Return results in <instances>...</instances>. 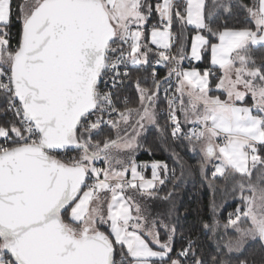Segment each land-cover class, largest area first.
I'll return each instance as SVG.
<instances>
[{
	"label": "snow or ice",
	"instance_id": "obj_1",
	"mask_svg": "<svg viewBox=\"0 0 264 264\" xmlns=\"http://www.w3.org/2000/svg\"><path fill=\"white\" fill-rule=\"evenodd\" d=\"M218 6V0H212L211 8L206 0H185L181 11L174 0H162L155 11L161 22L167 23L163 30L152 28L151 44L164 49L158 52L157 64L177 59L165 54L170 47L174 8L178 20L198 30L192 37L193 59L199 61L201 49L209 44L200 30L206 29L218 38V43H211V64L224 73L216 88L224 89L227 98L208 94L209 70L201 74L195 69L170 68L169 75L175 73L178 79L176 91L181 94L180 110L185 121L200 125L199 130L184 134L176 114L177 98H169L171 135H186L190 144L193 139L201 142L205 159L217 155L218 148L221 162L213 178L217 174L225 176L231 169L250 179L252 169L258 163L264 165V157L256 148L257 144L264 145V63L256 66L249 55L250 46L264 45V0L244 5L254 27L240 29L213 30L205 22L206 9L211 17ZM144 9V0H22L15 9L13 0H0V92L7 96L5 112L13 115L11 121L0 125V264H117V247L121 249L120 264L125 260L127 264H154V258L160 264H183L181 258L186 259L192 251L189 239L188 247L171 257L175 225L158 219L149 224L141 204L126 195V189H132L155 196L157 185L165 183L167 164L152 162L151 179H146L138 169L148 165L132 161L131 180L126 177L128 165L122 170L113 166L124 163L116 159L113 149L134 152L140 146L136 126L134 135L125 132L103 142L91 138L93 130L104 123L119 133L120 124H128L132 113L139 117V129L147 122L163 131L155 111L160 81L154 80L153 91L141 87L137 80L140 106L123 111L114 107L111 92L101 93L97 88L106 70L115 73V87L121 75L119 65L147 62L150 49L141 44V28L147 18ZM152 10L148 4L147 14ZM14 12L21 29L13 48L8 30ZM125 44L130 51L123 48ZM184 58L181 48L179 59ZM152 75L155 77V71ZM249 93L253 104L237 106L236 102ZM97 112L100 115L95 121L81 131L82 121ZM104 113H118L119 118L105 121ZM222 133L227 142L214 145L212 141ZM69 146L80 151L79 157L66 162L55 155ZM101 159L106 167L97 168L95 161ZM200 167L203 170V162ZM89 178L94 182L88 184ZM238 186L245 207L229 213L224 224L225 230L231 228L237 233L223 240L229 252L243 247L249 237L264 241V188L257 197L251 183L245 185L241 180ZM246 189L253 195L244 196ZM212 207L215 211L214 201ZM242 219L247 221L243 226ZM218 225L219 221L205 222L203 227L215 233ZM103 226L107 231L101 230ZM160 228L167 239L162 238ZM194 264H204V260L194 257ZM212 264L227 261L213 256Z\"/></svg>",
	"mask_w": 264,
	"mask_h": 264
},
{
	"label": "trees",
	"instance_id": "obj_2",
	"mask_svg": "<svg viewBox=\"0 0 264 264\" xmlns=\"http://www.w3.org/2000/svg\"><path fill=\"white\" fill-rule=\"evenodd\" d=\"M22 0H13V8ZM161 0H144L146 20L141 28L142 37L141 44H147L150 51L147 54V62H142L137 67H132L129 74L121 79L118 87V104L121 111L126 108H133L138 100V90L136 87L137 80H139L141 87L149 88L155 91L154 82L150 78L151 68L150 64L160 59L159 49L153 47L148 40V34L153 27H161V19L158 12L155 11V5ZM254 0H218L220 6L213 10L211 17L207 16L205 22L210 25L213 30L236 29L243 27H253L254 24L249 17L244 5L251 6ZM151 4L153 10L151 14H147V5ZM209 8L212 6V0H206ZM179 6V5H177ZM180 7V6H179ZM176 11V9H173ZM183 11V8L180 7ZM172 32L176 35V44L173 46L174 56L177 57L176 64L178 68L184 66H193L200 69L207 66L208 50L211 43H215L217 38L212 36L206 29L200 30L209 44L204 48L201 62L186 63L185 59L188 57L187 50L190 36L195 30L187 27L185 23L178 20L175 15L171 23ZM21 25L16 19V13L12 16V23L9 27L10 45L14 48L19 40ZM181 48H183L184 59L180 60ZM252 60L255 65L259 66L264 63V47H257L252 49ZM168 63L163 62L158 69V76L160 81L159 90L157 93L156 115L157 120L163 131L158 130L156 125L148 126L146 132L141 137V146L136 151L135 161L139 165L141 162L162 161L168 166V174L163 176L165 183L157 185L155 189V196L147 197L138 191H132L135 197L144 199L146 210L151 213V218L163 220L166 223L172 224L176 227V232L173 240V250L170 256L181 248L186 241L192 240V249L194 257H199L204 260V264H212V257L217 256L227 261V264H239L240 261H245L246 264H264V245L259 238L246 241L241 249L238 251L223 247V240L229 237L236 236L234 229L225 230L224 224L229 213H234L238 206V200L235 197V181L236 177L229 179L228 175L216 176L213 178L210 175L211 170H201L200 165L207 160L199 155L197 151L193 150L192 144L186 138V135H180L179 138L173 139L169 133L168 126L161 109L164 102L161 96V89L167 76ZM251 65V64H250ZM252 66V65H251ZM215 78H211L210 86L212 87ZM215 92V91H211ZM218 92V91H217ZM221 93V92H219ZM222 94V93H221ZM128 98V102H124V98ZM5 98L6 95L0 92V125L11 121L13 118L5 112ZM182 132L187 134L188 127L181 122ZM83 129V121L81 125ZM113 128L105 127L98 130H93L92 139L94 141H101L105 138L114 139ZM71 153H76L79 156L80 151L75 147L67 148ZM174 176L170 177V173ZM89 179L87 180L88 183ZM211 184V187H210ZM168 197V199H164ZM213 201L215 202V211H213ZM220 209V210H219ZM219 210V211H218ZM67 215V214H65ZM214 221H219L216 232L213 233L211 229H205L203 224L205 222L212 224ZM107 231V228L101 229ZM161 236L167 239L163 228H160ZM155 247V245H153ZM126 251V250H125ZM114 258L121 257V249L119 247L115 250ZM174 258V257H173ZM160 264V261L159 263ZM166 264V262H165ZM183 264H186L183 262ZM194 264V262L192 263Z\"/></svg>",
	"mask_w": 264,
	"mask_h": 264
},
{
	"label": "built area",
	"instance_id": "obj_3",
	"mask_svg": "<svg viewBox=\"0 0 264 264\" xmlns=\"http://www.w3.org/2000/svg\"><path fill=\"white\" fill-rule=\"evenodd\" d=\"M133 30L135 31V30H137V28H133ZM176 39H177L176 36H172L170 38V41H169L170 47L166 51V53H165L166 55L174 56L173 46L177 42ZM118 44H119V41L117 42V45H113V47H117ZM123 48L126 51H130V48H129L128 44L123 45ZM158 49H159V51H163L164 50V49H160V48H158ZM117 55H119V53H117ZM110 56H111V54H110ZM156 61L157 60L153 61L150 64V68H151L150 78H151V80L153 82H154V80L158 81V79H159L158 69L161 67V64H162V63L157 64ZM165 62L168 63V65H167L168 68H167V76L165 77V82H164V84L162 86V89H161V96H162V99H163V102H164V106L161 109V113L166 118V123H167V126H168V130H169V133L171 135V121L169 119V107H168L167 101H168L169 98L176 97L177 99H176L175 107L177 109V107L179 105V98H178L177 91H176V89H177V80L178 79H177L175 73H172L171 75H169V70H170V68H172L174 66H176L178 70H179V68H178V66L176 64V61H165ZM185 62L189 63V62H192V60L187 57ZM131 68H132V64L131 63H128L127 65H125V64L119 65L117 71H119L121 73V75H120V77L117 78V82H116L115 87H113V76H114L115 73L112 72V71L106 70L104 75H102L101 78L98 81V85H97L98 91H100L101 93L111 92L113 105L119 111H121V110L119 108L118 99H117L118 87H119V84L121 82V79L123 77H125L123 75V73L125 71H127L128 74H129ZM208 70L212 73L211 75L213 77L216 76V72L214 70H212V69H208ZM153 71H155V73H156L155 77H153V75H152ZM166 90H167V92H166ZM123 101L124 102H128V98L125 97L123 99ZM6 108H7V96L5 98V109ZM7 113L9 114V116H11L13 118V115H12V113L10 111L7 112ZM98 115H100L99 112L94 113L92 115H89L86 120H83V127L86 126L90 121H95V119H96V117ZM103 115H104V120L105 121H107L108 119L116 120V119L119 118L118 117V113L115 114V115H112V116H109L108 113H104ZM105 127H111V126L109 124H107V123H104L98 129L105 128ZM199 128H200V125L198 123H195V124L192 125L191 131L199 130ZM98 129H95V130H98ZM171 137H172V135H171ZM173 139H177V138H173ZM193 140H195V139H193ZM223 141H224V139H223ZM2 142H3V140L0 139V143H2ZM55 155H57L58 158L66 161V162H70L73 158L77 157L76 153H71L67 149L62 150V151H58L57 153H55ZM145 164H148V162H141L139 165H145ZM140 168L141 169H145L146 167H140ZM169 175H170V177L174 176L172 172ZM91 180L94 181L93 179H91ZM227 219H228V216H227L226 220ZM185 247H188V241H186L185 244L174 253L173 257H176L177 253L180 250H182L183 248H185ZM181 259L186 264H192L194 262L193 249H192V251L189 252V255H188V257L186 259L185 258H181ZM115 260L117 261V264H120L122 259L115 258ZM125 264H127V260H125Z\"/></svg>",
	"mask_w": 264,
	"mask_h": 264
},
{
	"label": "crops",
	"instance_id": "obj_4",
	"mask_svg": "<svg viewBox=\"0 0 264 264\" xmlns=\"http://www.w3.org/2000/svg\"><path fill=\"white\" fill-rule=\"evenodd\" d=\"M160 3H162V0H161V2ZM174 3L176 4V5H179L181 8H183L184 6H185V0H174ZM174 10H173V19H174ZM161 19V18H160ZM173 19H172V21H173ZM162 23V25H161V27H159L161 30H163V28H164V24H166L167 23V21H164V22H161ZM184 23H185V25L187 26V27H190V28H193V29H195V30H197L196 28H195V26L194 25H188L187 23H186V21H184ZM254 27V26H253ZM133 28H136V27H133ZM236 29H240V28H236ZM170 33H171V37L172 36H176L173 32H172V28H171V26H170ZM224 30V29H223ZM151 31H152V29L150 30V32H149V34H148V40H149V43L151 44ZM197 34V31L196 32H193L192 34H191V36H190V40H189V44H188V50H187V55H188V58L189 59H191L192 60V62H194V63H196V62H201L202 61V53H203V51H204V48H202L201 49V59L199 60V61H197V60H195V59H193L192 57H191V46H192V37L193 36H195ZM201 34V33H200ZM169 41H170V39H169ZM168 41V42H169ZM219 41H218V38H217V40H216V42L215 43H218ZM153 47H155V48H157L158 49V46L157 45H154V44H151ZM257 47H264V45H255V46H250V48H249V55H250V57H251V54H250V52H251V50L252 49H255V48H257ZM208 52H209V54H208V56H207V66H205L204 68H202V69H200V68H198V67H193V66H184V67H181L179 70H192V69H195V70H197V71H199L201 74H203V72L207 69H212V70H214L215 72H216V76L215 77H213L212 75H210L209 77H208V81H209V90H208V94L210 95V96H219L222 100H224V99H226L227 98V94H226V92H225V90L224 89H216V84L220 81V78H221V76H223V71L219 68V66L218 65H216V66H213L212 64H211V46L209 47V50H208ZM186 60V59H185ZM251 60H252V57H251ZM139 65V64H138ZM138 65H133L132 64V67H137ZM237 66H239V63L237 62ZM249 66H251V65H249ZM215 78V82H214V84H213V86L211 87L210 86V80H211V78ZM233 78H235L234 77V75H233ZM177 87H178V80H177ZM215 91V92H211V91ZM218 91V92H217ZM219 92H221V93H219ZM177 95H178V98H180V93L179 92H177ZM249 98V99H248ZM183 99H184V101H185V106L187 107V101H188V96H187V94L185 93L184 94V96H183ZM237 103V106H251L252 104H253V99H252V96L250 95V94H247L246 96H245V99L243 100V101H237L236 102ZM201 111H202V106H201ZM176 114H177V117H178V120H179V122L181 123H183V125H186L187 127H188V130H187V133H189V132H191V127H192V125L193 124H195L194 122H186L185 121V116H184V113L180 110V100H179V105H178V107H177V109H176ZM253 114H257V112H256V110L255 109H253ZM190 120L191 121H194L195 119H192V117H190ZM223 139H224V141H223ZM227 142V139H226V134H221L219 137H217V138H215L213 141H212V143L214 144L215 143V145H224L225 143ZM193 145H195V147H193ZM192 147H193V150L194 151H197L198 153H199V155H201V153H202V150H201V142H198V141H196V140H193L192 141ZM256 148H257V154L259 155V156H261V157H264V145H260V144H257L256 145ZM218 154H219V152H218ZM204 155V154H203ZM221 161L218 159L217 161H209V164H208V166H204L203 167V170H213V172L215 171V167H216V165L217 164H219ZM151 163L152 162H149L147 165H148V167H146L145 169H141V168H139L138 169V171H140L144 176H145V178L146 179H151V167H150V165H151ZM249 166L251 167V159L249 158ZM264 167V165H261V164H257L256 165V167L255 168H258V167ZM201 169V168H200ZM252 170H254V169H252ZM212 172V171H211ZM228 172H231V173H234L233 172V170H231V169H228L227 170V173ZM234 174H236V175H240V174H238V173H234ZM163 175V174H162ZM217 176H221L220 174H217ZM126 177H127V179L128 180H131L132 179V175H131V170L129 169L128 170V172L126 173ZM213 177V176H212ZM101 179H103V175H101ZM86 190V189H85ZM126 191L127 192H131V191H134V190H132V189H126ZM107 196L108 197H110V193H108L107 194ZM106 209H107V204H106V207H105V214H106ZM155 248V247H154ZM159 263V260L158 259H156V258H154V264H158Z\"/></svg>",
	"mask_w": 264,
	"mask_h": 264
},
{
	"label": "rangeland",
	"instance_id": "obj_5",
	"mask_svg": "<svg viewBox=\"0 0 264 264\" xmlns=\"http://www.w3.org/2000/svg\"><path fill=\"white\" fill-rule=\"evenodd\" d=\"M174 15H175V12H174ZM132 27H136V25H133ZM142 31V30H141ZM234 79V78H233ZM217 89V88H216ZM241 90H243V89H241ZM250 94V93H249ZM251 95V94H250ZM249 99V98H248ZM156 105H157V98H155V110H156ZM140 106V93L138 94V100H137V102H136V104L133 106V109H135V108H138ZM166 119V118H165ZM192 119H195V117H192ZM138 121H139V117L135 114V113H132V115H131V119H130V122L128 123V124H124V123H121L120 124V126H119V133H117V130L116 129H113V137H114V139H116L117 138V135L119 134V136H124V134H125V132H127V133H129V135H134L135 134V132L133 131V125H135L136 126V129L140 132V134H139V136L137 137V141H138V144L141 146V137L144 135V133L146 132V130H147V128H148V126H150V125H152V124H149V123H147V122H145V126H144V128L143 129H139V124H138ZM83 129H81V131H82ZM78 135H79V133H78ZM214 145H215V143H214ZM139 146V147H140ZM139 147L138 148H136V150L134 151V152H127V151H118V150H116V149H113L112 150V153H113V155L116 157V159H119V160H121V161H123L124 163L123 164H120V165H116V164H114L113 166L117 169V170H122L123 169V167L125 166V165H128L129 166V169H130V164H131V162L132 161H135V154H136V151L139 149ZM204 153H203V151H202V153H201V156H203L204 157V155H203ZM79 155H80V153H79ZM218 148H217V155H215V156H213V157H210V158H207L206 160H207V162H205V164H204V166L206 167V166H208V164H209V161H217L218 160ZM77 157H79V156H77ZM76 157V158H77ZM205 158V157H204ZM135 163L137 164V161H135ZM95 166L97 167V168H104V167H106V165L103 163V160L101 159V160H97V161H95ZM204 167V168H205ZM254 170H252L251 171V177H250V179H249V177L247 176V175H245V176H243V177H241V175H236V174H234V173H231V172H228L227 173V175H228V177H229V179H231V177H236V181L234 182L235 183V189H236V191L234 192L235 193V197L234 198H236L237 200H238V206L237 207H240L242 210L244 209V207H245V202H244V200L241 198V191H240V189H239V186H238V182L239 181H241V180H243V182L245 183V185H247L248 183H251L253 186H255V188H256V196L258 197L259 196V194H260V189H262V188H264V167L262 166V167H258V168H253ZM212 172H210V175L211 176H213L212 175V173H213V170H211ZM234 177V178H235ZM94 181H92L91 180V178H89V181H88V184H91V183H93ZM132 192V191H131ZM129 193V192H127L126 191V195H128V196H130V195H132V193ZM243 195L244 196H252L253 195V192L251 191V190H248V189H246L245 191H244V193H243ZM133 197L135 198V202H137V203H140L141 204V206H142V208L145 210V215L147 216V219H148V221H149V224L151 223V221L153 220V219H157V218H154V217H152L151 218V213H150V211L149 210H146V205H144V203H145V201H144V199H142L141 200V197H135L134 196V194H133ZM105 207H106V203H105V205H104V210H105ZM237 207L235 208V209H237ZM220 210V209H219ZM218 210V211H219ZM133 215H135V210L133 209ZM242 226H243V224H245V223H247V221H244L243 219H242ZM104 228H107V226H103L101 229H104ZM164 230V229H163ZM237 235V234H236ZM166 236H167V234H166ZM256 238H258V237H256ZM256 238H252V237H249V238H247V240L246 241H249V240H252V239H256ZM245 241V242H246ZM242 248V247H241ZM241 248H239V249H241ZM239 249H233L234 251H238Z\"/></svg>",
	"mask_w": 264,
	"mask_h": 264
},
{
	"label": "water",
	"instance_id": "obj_6",
	"mask_svg": "<svg viewBox=\"0 0 264 264\" xmlns=\"http://www.w3.org/2000/svg\"><path fill=\"white\" fill-rule=\"evenodd\" d=\"M69 147H73V146H69ZM263 242V245H264V241H262ZM115 255V254H114Z\"/></svg>",
	"mask_w": 264,
	"mask_h": 264
}]
</instances>
